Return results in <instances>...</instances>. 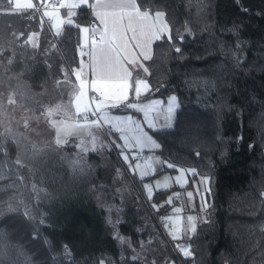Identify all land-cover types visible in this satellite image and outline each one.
<instances>
[{"label": "trees", "instance_id": "obj_1", "mask_svg": "<svg viewBox=\"0 0 264 264\" xmlns=\"http://www.w3.org/2000/svg\"><path fill=\"white\" fill-rule=\"evenodd\" d=\"M10 2L0 0V85L18 107L40 115L44 93L74 80L87 12L77 11L74 25L55 36L39 13L9 11ZM135 4L164 13L168 26L144 64L150 88L141 97L177 98L172 126L153 132L157 152L190 168V183L208 179L207 207L187 239L185 261L264 264V0ZM100 135L105 144L79 153L6 130L0 120V264H139L125 258L117 234L134 248L160 238L165 261L180 264L121 148Z\"/></svg>", "mask_w": 264, "mask_h": 264}, {"label": "rangeland", "instance_id": "obj_2", "mask_svg": "<svg viewBox=\"0 0 264 264\" xmlns=\"http://www.w3.org/2000/svg\"><path fill=\"white\" fill-rule=\"evenodd\" d=\"M59 10V9H57ZM66 23L71 24L68 22V18H66ZM84 26H80L79 30ZM36 40V39H35ZM34 38H31L29 41L30 45H33L35 42ZM239 52H241L244 48L242 43L238 44ZM79 55V54H78ZM80 56V55H79ZM6 62L9 59L6 56H3ZM1 59V58H0ZM81 76V75H80ZM82 79L79 82H76V85L71 86L68 93L65 94V87L66 84L63 83L61 86H55L51 93H44V98L40 101V104H43V113L40 115H36L34 112L29 111L28 109L18 107V103L13 92L8 91L5 86L0 85V120L4 129H10L11 127L16 129L25 130L29 133V135L39 143L42 144H53L56 146H63V145H71L75 152H86L87 150L94 149L95 146L105 144L101 139V133H94L93 130L96 128L93 124H83V123H76L74 122V112L76 109L81 108L83 106V102L86 100L84 99L85 92L84 89L81 91V84L82 80L85 79L84 75L81 76ZM140 80H137L139 82ZM73 84V82L71 83ZM70 84V85H71ZM135 100L137 96L135 91L132 95ZM173 96L169 95L165 98V102L161 101V104L155 105L150 109H146L149 112V119L153 121L156 125L157 129L168 128L169 123L172 124L173 116L178 108V104L176 102L175 111L172 115L171 121L168 119V111H167V101L168 99ZM151 101L145 102H137V105L140 107H144L146 105H150L154 99L159 98H150ZM160 100V99H159ZM92 103L94 100L91 101ZM94 104V103H93ZM95 107V105H94ZM88 108V99L86 102V107ZM139 118H134L135 123H139L141 128L146 131L150 136L151 133L148 131L151 128H148L144 121V115L142 112ZM137 117V116H134ZM131 127H135L131 126ZM88 131L90 133L88 134ZM126 137L128 138V142H130L134 147H131L129 153L131 156L134 153L135 148L141 147L135 144L133 139L134 133L133 132H125ZM89 135L88 137H81L80 135ZM113 140V139H112ZM153 145H156L153 141ZM149 149L155 148L154 146H147ZM102 148V146L100 147ZM124 149V148H123ZM152 151V150H151ZM124 152V150H123ZM153 152V151H152ZM127 152H124L126 156ZM128 166L132 169V166L128 162ZM136 164V163H135ZM190 169V168H189ZM133 171V170H132ZM190 172L191 170H182L179 174L184 172ZM135 173V172H134ZM137 180L140 182V187L143 189V193L146 192L148 197V202L154 208L157 207L159 204L162 205V202L165 206V217L168 223L164 226V233L167 238L172 241L174 247L176 248L177 252L182 257L190 256L189 247L184 244L185 239H188L194 231L191 230L192 226L196 225L197 219L196 216H203V209L205 208L206 200V189L207 186L205 185V189L203 191H197L194 186L186 188L184 185L186 184V179L182 178L179 180L177 177V181H182L179 184L180 189L177 188H170L165 196L163 201L153 202L151 201V197L148 195L147 189L150 188V179L147 178V175L141 176L140 179L138 178L137 174L135 173ZM161 176V174H159ZM159 177L153 176L151 182L153 184L156 183ZM205 178V177H204ZM207 178V177H206ZM194 184V183H193ZM192 190H195V198L197 199V207L198 212L194 213L192 211L187 210L185 205L186 201L184 200L183 191H185L186 195L192 193ZM152 194V192H151ZM98 203H102L101 205L106 204L108 198L105 197H98ZM107 205V204H106ZM193 217V221L189 222L188 217ZM114 223L112 218L108 216V224L111 225ZM118 235V234H117ZM164 235V236H165ZM165 236V238H166ZM119 241L122 244L123 254L127 260L134 261L139 264H163L165 261L166 256H163V252L165 251L164 245L162 240L159 238L156 244L148 245L145 242H142L138 248H134L129 244H125L123 240V236L119 234L118 236ZM167 239V240H168ZM168 240V242H169ZM173 251H175L171 242H169ZM181 249H186L189 252L188 256H184ZM176 253V252H175ZM99 264H109L103 261H100Z\"/></svg>", "mask_w": 264, "mask_h": 264}, {"label": "crops", "instance_id": "obj_3", "mask_svg": "<svg viewBox=\"0 0 264 264\" xmlns=\"http://www.w3.org/2000/svg\"><path fill=\"white\" fill-rule=\"evenodd\" d=\"M10 1H11L10 2V9H8L9 11L21 12V11L31 10V11H35V12L39 13L41 18L43 20H45V22L47 23V26L49 27L51 33L55 36H57L61 32L63 26L74 25L75 15L71 17L73 24L66 23V20H67L66 18L69 19L71 11L75 12V14H76V12L81 10V9H85L87 12V15L89 16V19L91 22V30L93 28L100 29L102 27L99 19H97L96 15H95L94 9L92 7V5L96 2V0H88L87 4L82 5L78 9H68V8L60 7L61 4L71 2V0H10ZM125 2L130 3L131 0H125ZM57 9H59V10H57ZM123 11H132V9L126 8V9H123ZM139 11L141 14L146 12L143 10H139ZM56 12L59 13V17L64 21L63 24H61L60 20H57L54 15L51 17L48 15V13H56ZM156 13H158V12L148 13L149 18L147 20H141L140 17L134 16L133 20H132V28L135 29V32L128 31L126 34L127 39H128V47L126 50V55L128 56V59H122V64H123V67L127 69L128 73H130V76L128 77L130 88H129V92H128V99L124 103H120V104H117L116 107H112L111 105L117 103L115 100L104 99L99 95V93L94 92L92 90L93 78L108 79L109 80V81H107L108 84L119 83V80H117L118 76L116 73L111 72L101 61H99L97 58H95L96 57V49H98L100 47V45H97L96 48L94 49V47L91 45V43H88V40H87V46L84 47L82 50L84 54L81 55L82 33L79 29H78L77 38H78V45H79L78 52H79V55L81 58H80V61L78 63L77 68L74 70V73H73V79H74L73 84L65 87V91H64L65 94L68 93L71 86H74V85H76V82H79V80H77L76 75H75V73L78 72V73H80L81 76L84 75V78H85L81 82L87 84V90L86 91L84 90V92H85L84 99L87 102L88 93H91L92 95L97 97V99L94 100V102H93L94 104L93 103H91V104H92L93 108L95 109V111L99 115L102 116L106 113L109 117H112V116H120L122 118L132 117L134 121H135L134 118L140 119V114H139L140 112L136 111L135 109L128 108V107H126V105L129 103L137 104L136 101H139V102L142 101L145 103L151 101L150 98L144 99V100L141 99V97L145 93H147L148 91L143 92L139 97H137L136 100L132 95L134 93V87H135L137 80H140V81L147 83V81L145 79V76L147 75V71L145 69L144 64L151 57L152 45L155 41L152 42L149 49L139 48L136 46V43L138 40L141 41V43L143 42V37L141 36L140 29L142 26L154 23ZM54 22H56L57 27H53ZM162 22L164 24H166L164 21V17L162 18ZM124 25L126 27L128 25L127 18H125V20H124ZM83 28H86V26H84ZM167 33H168V28H167ZM167 33L163 36H167ZM83 35L87 36V33L83 34ZM134 35H135V39H133ZM36 37H37V35H33L32 38H34V40H35ZM142 51H148L149 52V58L145 59L144 56L141 54ZM112 59L115 60V57H113ZM130 61H133V62H130ZM81 76H80V79H82ZM81 91H82V88H81ZM101 100H103V103L105 106L102 107V109L100 111L97 109L96 104H97V102H99ZM161 101L163 103L165 102V100H161ZM86 102L84 101L83 106H81V108L76 109L74 113L84 110V108L86 107ZM94 105H95V107H94ZM138 105H141V103H139ZM134 116H137V117H134ZM105 122H107V121H105ZM76 123L93 124L96 127L93 130L94 133H100V131H103L101 126H99V124H97V122H95V121H93V122H76ZM130 126H134V124H131ZM163 129H166V128H163ZM159 130H162V129H159ZM148 131L151 133V137L153 138V141L157 146L153 149H149L147 146L146 147H138V148L133 149L134 152L136 150H140V149H148V150L153 151L152 152L153 154L144 163H140L137 160L133 159L134 153L131 156V154L129 153L128 150H130L131 147H134V145H132L130 142H128V146L125 147V141L123 139H121L122 133L120 131H118L116 128H114L112 126V124H111V130L109 131V133L108 132H106V133L110 134L115 139L116 143L121 148L124 157H125L124 152H127L126 156L127 155L130 156V160L128 157H127V160L130 163V165L132 166V169L131 168L130 169H131V171L133 170L132 171L133 174L135 175V173H136L139 179L141 176H144V175H147V178L150 179V183H149L150 188L147 189V192H148V195L151 197V201H153V202L163 201L170 188L180 189L179 184L182 183V181H177V177L179 178V180H182V178L184 176V178L186 179V184L184 185V187L189 188L191 186L192 187L194 186V188H196L197 191H203L204 190V184L201 183V181L203 180V177L197 175L196 178H194L192 180V182L190 183L189 182L190 178L188 176L192 172V170L187 168V167H181V166L173 165L167 159L163 158L157 152L158 143H157L155 137L153 136L154 131H151L150 129H148ZM126 132L129 133V131H126ZM89 133H90V131H88V134ZM123 135L126 136V133L124 132ZM80 136L81 137H88L89 135H80ZM127 141H128V138H127ZM123 150H124V152H123ZM169 164H171L172 167H169L168 166ZM183 169L184 170L187 169V170H191V171L190 172L188 171V173L184 172L183 175H182V173L179 174L180 172H182ZM159 174H161V176ZM153 176L159 177L158 178L159 180H157L155 184H153L151 182ZM138 183L140 185L139 181H138ZM141 191L143 193V189H141ZM151 192H152V194H151ZM183 192H184L183 197H184V200L186 201L185 205L187 207V210L192 211L194 213H197L196 210L198 208L197 207L198 201L195 198V190H192L191 196L186 195L185 191H183ZM143 196H144L147 204L153 210L157 211L156 209H157V207H159V204L157 205L156 208H154L150 205V202H148L149 200H148V197L146 195V192L143 193ZM163 205H164V203L162 202V205H160V206H163ZM164 206H166V205H164ZM164 212H165V210H164ZM196 219H198V216H196ZM140 220L142 221L141 223H143L142 226L140 225V228H142L143 225H146V221L144 220L143 216L140 218ZM117 236H119V235H117ZM122 236H123L122 241L125 244H129L126 237L124 235H122ZM184 244L189 247V242L187 239H185ZM109 264H112V263H109ZM163 264H176V263L172 260H166V261H164Z\"/></svg>", "mask_w": 264, "mask_h": 264}, {"label": "snow or ice", "instance_id": "obj_4", "mask_svg": "<svg viewBox=\"0 0 264 264\" xmlns=\"http://www.w3.org/2000/svg\"><path fill=\"white\" fill-rule=\"evenodd\" d=\"M88 3V0H71V2L61 4L60 7L68 8V9H78L82 5ZM94 9V13L99 19L101 28L96 29L93 28L91 45L96 48L97 45H100L98 49H96V57L99 61H101L111 72L117 74L119 83L108 84V79L103 78H93L92 80V90L94 92L99 93V95L104 99H112L117 103L111 105L112 107H116L117 104L124 103L128 99V92L130 88V84L128 81V77L130 73H128L127 69L123 67L122 59H128L126 55V50L128 47V39L127 32L133 31L135 29L132 28V20L133 17H140L141 20H147L149 18V14L147 12L141 14L139 9L135 5V0H131L130 3L125 2V0H96V2L92 5ZM131 8L132 11H123V9ZM119 10V11H118ZM48 15L55 16L57 20H60V23L63 24V20L59 17V13H48ZM75 15V12H70V16L68 22L73 24L71 17ZM164 13L158 12L155 16V22L151 24H147L142 26L140 29L141 36L143 37V42L137 41L136 46L143 49H149L153 41H158L162 38L163 35L167 33V24L162 22V18ZM127 18L128 25L127 27L124 25V20ZM53 27H57L56 22L53 23ZM82 33V43H81V55H83V48L87 46L88 37L86 34L89 29L81 28ZM98 37V39H97ZM135 39V35L133 36ZM177 52L180 51L179 48L176 49ZM145 59L149 58L148 51H142L141 53ZM115 57V60L112 58ZM133 62V61H130ZM83 63V62H82ZM77 80H80V73H75ZM81 88L85 91L87 90V84L82 83ZM149 84L143 81H139L135 84L134 91L137 97H139L143 92L149 91ZM177 98L176 96H171L167 101V111H168V119L171 121L172 115L175 111ZM161 104V100L154 99L150 105H146L144 107H140L135 103H129L126 107L135 109L136 111L142 112L144 115V121L148 128H151L153 131H158L156 125L150 120L149 112L146 109H150L155 105ZM103 100L97 102L96 107L101 111L102 107H104ZM101 119L112 124L114 128L122 133L121 139L125 141V147L128 146L127 137L123 135L124 132L129 131L133 132V139L136 145L141 147L146 146H157L153 145V138L141 128L139 123H135L132 117L122 118L120 116H112L109 117L106 113L101 116ZM131 124H135V127H131ZM171 123H169L168 127H171ZM119 147V145H118ZM123 155V153H122ZM197 155H199L197 153ZM127 161V156L124 157ZM133 159H135V155H133ZM172 167L171 164L168 165ZM192 175H196L195 172ZM202 184L207 185L208 179L205 178L201 181ZM208 189H206L207 191ZM191 196V193H189ZM205 207L207 205L205 204ZM189 222L193 221V217H188ZM192 231H195L194 225L191 228ZM184 256H188L189 252L186 249H181Z\"/></svg>", "mask_w": 264, "mask_h": 264}, {"label": "built area", "instance_id": "obj_5", "mask_svg": "<svg viewBox=\"0 0 264 264\" xmlns=\"http://www.w3.org/2000/svg\"><path fill=\"white\" fill-rule=\"evenodd\" d=\"M86 28L89 29L88 33H87V37H88V43H91V38H92V32H91V22L89 19V16L87 15V22H86ZM98 39V38H97ZM88 99V108L84 109L82 111L76 112L74 113V121L75 122H97V124H99V126H101L102 130L105 132H108L111 130V124L109 122H105L103 119H101V115H99L95 109L92 106V100H96L97 97L92 95L91 93H88L87 96ZM152 151L148 150V149H140V150H136L134 152L135 155V160H137L140 163H144L146 162V160L152 155ZM127 157L130 160V156L127 155ZM150 210H151V214L154 217V221L156 223V225L158 226V228L160 229V231L165 235L164 233V226L168 223L166 217H165V213L161 212V211H155L153 210L150 206H149ZM166 236V235H165ZM171 244L173 245V243L171 242ZM174 247V245H173ZM176 254L178 255L179 259H180V264H187L185 261V258L180 256V254L177 252L176 248L174 247Z\"/></svg>", "mask_w": 264, "mask_h": 264}, {"label": "water", "instance_id": "obj_6", "mask_svg": "<svg viewBox=\"0 0 264 264\" xmlns=\"http://www.w3.org/2000/svg\"><path fill=\"white\" fill-rule=\"evenodd\" d=\"M181 36H182V32H179V35H178V41L179 42L181 41ZM239 125L241 126V120L239 121ZM239 139L240 138H238V142L237 143H239Z\"/></svg>", "mask_w": 264, "mask_h": 264}]
</instances>
